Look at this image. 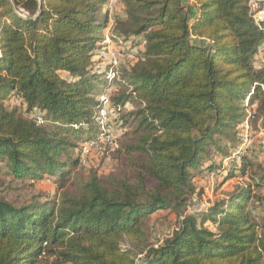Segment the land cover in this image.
Here are the masks:
<instances>
[{"label": "trees", "instance_id": "16d2710c", "mask_svg": "<svg viewBox=\"0 0 264 264\" xmlns=\"http://www.w3.org/2000/svg\"><path fill=\"white\" fill-rule=\"evenodd\" d=\"M107 1L0 0L6 176L62 181L80 164L82 144L100 133L97 95L108 66L95 57L110 22V41L127 43L134 57L112 82L113 123L116 131L132 123L135 134L125 145L131 177L91 173L53 204L15 203L0 190V264H264V219L246 207L264 204V194L251 184L199 216L184 212L195 177L216 170L203 164L211 148H238L246 121L264 132V21L255 22L250 0H117L121 14L101 16ZM11 97L22 110L6 108ZM236 154L241 164L227 178L235 169L246 174L250 162ZM259 179L256 186L264 170ZM165 208L180 214L178 228L160 245L139 248L136 263L120 240L139 244L144 218Z\"/></svg>", "mask_w": 264, "mask_h": 264}, {"label": "rangeland", "instance_id": "374dc122", "mask_svg": "<svg viewBox=\"0 0 264 264\" xmlns=\"http://www.w3.org/2000/svg\"><path fill=\"white\" fill-rule=\"evenodd\" d=\"M122 4L113 0H108L107 4L102 6L100 15L104 10H108L113 16L115 12L121 14ZM250 7L256 18H262L264 15V1L250 0ZM261 11V12H259ZM113 23L110 22L109 27L101 32L103 36V51L105 55L100 54L95 58L101 59L102 66H106L111 59H116L118 65L134 61V57L128 53V45L124 42H111L109 32L113 30ZM262 60L264 64V51H261ZM100 56V57H99ZM106 77V76H104ZM109 82L106 85H101L98 89L97 98L104 94L109 96L110 91L115 88ZM6 108L23 109L22 104L17 98H8L4 102ZM108 106L111 108L110 103ZM124 108L126 110L131 108L127 104ZM254 106L248 107L249 114L253 112ZM125 111V109H124ZM100 115V113H98ZM115 116V113H113ZM113 116V117H114ZM111 117V118H113ZM252 126L257 128L259 122L256 118L250 116ZM242 133L247 135V143L244 146L239 145L238 148H232L230 145L221 143V150L217 151L211 148V154L203 161V164H213L216 170L209 172L205 171L201 175L195 177L196 191L192 196L191 202L185 209V213L199 216L200 212L209 204H212L221 198H225L228 194L237 188L244 187L248 184L252 185L255 194H264V183L256 186V182H260V176L264 170V132L252 130L248 122H244L239 126ZM128 130V131H127ZM127 130L120 129L116 131V142L112 146H102L101 148H86L80 153V164L71 167L64 180L54 179L51 181L48 178H43L39 182L29 183L30 181H17L6 176L4 172L3 163H0V179L1 194L8 200L15 203L36 201H49L51 204L56 203L59 195L64 192H75L78 185L87 179L91 173H97L103 181H108L113 177L125 178L131 177L132 166L130 164L133 154H129L126 149V144L133 141V124L129 123ZM242 142V141H241ZM241 152L247 157L250 162L246 164V174L241 175L236 171L227 178L229 171L234 170L241 164L240 156L236 153ZM240 154V153H239ZM74 155V152H73ZM75 156V155H74ZM252 162V163H251ZM254 176V177H253ZM246 207L251 210V214L257 217V220L264 219V204L259 201H248ZM180 222V214L176 213L170 208L156 210L150 213L143 220L144 236L140 239L141 242L136 244L135 240L127 241L125 238L120 240V246L129 248L135 251L134 260L139 262L142 256L139 248L146 245L158 246L166 238L170 237L172 233L178 228Z\"/></svg>", "mask_w": 264, "mask_h": 264}, {"label": "built area", "instance_id": "2783aa9c", "mask_svg": "<svg viewBox=\"0 0 264 264\" xmlns=\"http://www.w3.org/2000/svg\"><path fill=\"white\" fill-rule=\"evenodd\" d=\"M113 1L116 2L117 0H113ZM249 5H250V2H249ZM250 9H251V7H250ZM252 13H253V11H252ZM253 17H254V20L256 23H258L262 20V18H260V17L256 18L254 13H253ZM263 46H264V43H263ZM101 55L102 56L105 55V52L103 51V49H102ZM107 66L108 67H107V70L105 73V76H106L105 79L107 80V83H109V82L112 83L115 79L118 78V67H119V65H118L117 60L113 58L108 62ZM263 87H264V85H263ZM110 93H111V91H110ZM98 99L102 102V106H103L98 111V113H100V115L98 114L99 115V124H100V133L98 134L97 137L92 138L90 140H87L82 144V150L83 151H85L86 148H101L102 146H112L116 142V138H115L116 129H115V126L113 123V119L115 116L113 114L114 113L113 108L112 107L110 108L108 106V104L110 103L109 102V96L102 94L99 96ZM110 106H111V104H110ZM32 117L37 122L42 121L41 116L38 114H33ZM111 117H113V118H111ZM245 143H247L246 133L243 134V142L241 143V146H244Z\"/></svg>", "mask_w": 264, "mask_h": 264}, {"label": "crops", "instance_id": "0c3cea01", "mask_svg": "<svg viewBox=\"0 0 264 264\" xmlns=\"http://www.w3.org/2000/svg\"><path fill=\"white\" fill-rule=\"evenodd\" d=\"M259 12H261V11H259ZM261 21H264V15H263V17H262V20Z\"/></svg>", "mask_w": 264, "mask_h": 264}]
</instances>
